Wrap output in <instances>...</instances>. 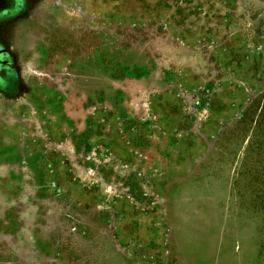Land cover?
<instances>
[{"label":"rangeland","instance_id":"374dc122","mask_svg":"<svg viewBox=\"0 0 264 264\" xmlns=\"http://www.w3.org/2000/svg\"><path fill=\"white\" fill-rule=\"evenodd\" d=\"M33 12L24 95H0V264H264V0Z\"/></svg>","mask_w":264,"mask_h":264},{"label":"flooded vegetation","instance_id":"af4514ba","mask_svg":"<svg viewBox=\"0 0 264 264\" xmlns=\"http://www.w3.org/2000/svg\"><path fill=\"white\" fill-rule=\"evenodd\" d=\"M9 1L7 0V3H10ZM5 2L6 0H0V6ZM37 2L38 0H13L14 12L0 17V95L9 96L7 93L10 91L7 86L13 78L18 81L24 95L25 84L19 66L17 63L9 64L11 61H18V53L16 47L8 44V41H15L21 35L22 32H18L17 29L29 23Z\"/></svg>","mask_w":264,"mask_h":264},{"label":"crops","instance_id":"0c3cea01","mask_svg":"<svg viewBox=\"0 0 264 264\" xmlns=\"http://www.w3.org/2000/svg\"><path fill=\"white\" fill-rule=\"evenodd\" d=\"M9 2L10 3H7V0H6V2L2 6H0V17L4 16V15L11 14V13L14 12L13 0H10ZM15 49H16V52L18 53V56H19V52H18L17 48H15ZM15 49H14V52H15ZM16 63L19 66V69L21 70L22 66L19 63V61H17V62L16 61H11L9 64L15 65ZM7 88L10 91L7 94L9 96L13 97V99H15L16 101L20 100L23 97L21 87L18 85V81L16 79H14V78L11 79L9 85L7 86Z\"/></svg>","mask_w":264,"mask_h":264}]
</instances>
